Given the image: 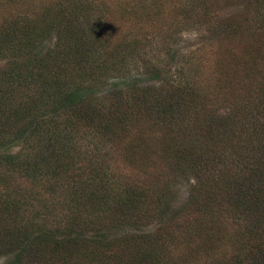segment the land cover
I'll use <instances>...</instances> for the list:
<instances>
[{
	"label": "rangeland",
	"instance_id": "obj_1",
	"mask_svg": "<svg viewBox=\"0 0 264 264\" xmlns=\"http://www.w3.org/2000/svg\"><path fill=\"white\" fill-rule=\"evenodd\" d=\"M57 26L71 27L68 52L57 53ZM32 27L0 56V221H20L32 245L0 228V264L22 248L20 264H136L142 253L144 264H264V0H0V32ZM24 69L47 89L27 88ZM177 88L189 95L177 111L138 98ZM67 94L76 107L54 108ZM197 118L206 125L188 128ZM48 128L57 150L81 147L72 164L87 191L74 199L67 169L47 167L68 176L48 179L38 139ZM107 192L136 201L120 229L122 211L79 212L87 196L106 205Z\"/></svg>",
	"mask_w": 264,
	"mask_h": 264
},
{
	"label": "trees",
	"instance_id": "obj_2",
	"mask_svg": "<svg viewBox=\"0 0 264 264\" xmlns=\"http://www.w3.org/2000/svg\"><path fill=\"white\" fill-rule=\"evenodd\" d=\"M30 26H32V25L30 24ZM57 27H60V28H58V30H59V35H58L59 36V43H58V47H57V53L58 54H60L61 52L64 53L65 50H66V52H68L70 49H65L64 44H67L68 37L71 36V34H72L71 27H65V26L64 27L63 26H57ZM27 30L28 31H26L25 33L22 30H19L21 32V34H19V33L14 34L15 31H12L11 28L10 29H4L3 32L1 31L0 32V56L2 55V53L7 51L6 48L15 47V44L11 43V42H15L16 46L18 48V47H20V45L22 43H25L29 40L27 38L26 34L31 37L32 35L39 33L35 30L34 27H32L31 29L27 28ZM83 32L84 31H82L81 33H83ZM17 38H20V43H17V41H16ZM60 42L62 44H60ZM76 48H77L75 50L77 52L76 57L79 58L80 56L83 55L84 47H82V48L76 47ZM170 68H172V67L170 66ZM154 72H149L152 74V76L149 77L150 80L153 78L161 79L162 80V81H160L161 83H164L168 80H177L180 82H183L185 80V78L183 80H179V78H178L179 75L176 74L175 71H172V73H170L169 75L165 73L166 75L164 77H159V76H161L160 75L161 72H157V71H154ZM16 73L18 74L17 75L18 78H20L21 80H23L25 82V86L27 88H29V86H34L31 83L40 84L38 82L37 78L35 76H32V74L27 73L25 69H24V71L23 70L16 71ZM0 76H3V75H0ZM26 76L29 78L28 80H26V78H27ZM186 78L187 79H186L185 85L190 83L189 76H187ZM1 80H3V77L1 78ZM34 87L39 89L40 92H43V89H47L46 87L41 86V84L39 86H34ZM179 90L180 89L177 88L174 90H169L164 94H161V93H159V91H161L159 89H157V92H155L153 90L147 91L146 89H144V90L140 91V94H139L140 96H138V98L142 99L144 101L150 100V102H156V103H151V104L147 103L146 107L149 111H151L150 106L153 105L157 109H159V107L162 108L161 112H163V113H167L170 111L173 112V111H177L178 108H180V107L182 108V106L188 104L189 95L186 97H182V94H180ZM171 91H172V93L169 96ZM46 92L47 91H45L44 93H46ZM48 93H50V92H48ZM193 94H195V93H193ZM159 99H161V101ZM66 102H69L71 104L69 106L70 109L74 106L76 107V105H74L73 97L70 98L69 94H67L65 96V98L61 97L58 100V102H54V108L59 109L60 106ZM45 103H46V101H44L42 104H40L38 106H42ZM25 106L28 109V106L27 105H25ZM198 120H199V118L195 119L194 121H193V119H191L188 128L198 129V128L203 127L207 123V121L204 119L203 125L202 124L195 125L194 123L197 122ZM106 123L108 126L111 125L110 121H108ZM39 126H43V125L39 124ZM205 129L213 132L208 126ZM50 130H52V133L47 134L45 137L38 138L40 140L39 148H40L42 154H44V157L46 158V162L48 163L46 168L49 167L51 169H55L58 171H61L63 169H67L66 171L69 173V178H70V182H71V183H66L68 188H69L68 196H70V198L72 197V199H74L75 196H80L85 191H87L85 188L82 189V187L80 186L81 183L76 181L75 177L78 178V176L80 174H77L78 172H74L75 170H74V167L72 164V152L74 151L75 147L78 149H81V147H77L76 146L77 144H72V147H69V149H66L67 146L66 147H60L61 145H59L60 148H59V150H57L56 147L59 143V139L55 136L53 129H51V128L46 129V131H50ZM177 137L178 136H175L173 138L177 139ZM54 145H56V147H53ZM51 152H53V153H51ZM186 155H188V154H186ZM42 157L43 156H38L37 160H39ZM183 159H184V157H182L181 160L179 161V163L176 165L177 169H179V170H182V168H183V165H182L183 162L181 163V161ZM18 161H19L18 162L19 165L22 162H25L24 158H21ZM36 161L33 158V160H31V162H33V163L29 162V165H32L33 170H36L37 168L40 169V166L37 164ZM62 162H64V163H62ZM188 168L190 171L194 169L193 173H194V176H196V178H198L200 176V174H198L195 171L196 166L193 167L192 164L188 163ZM16 169H19V167H14V168L12 167V173L13 174H14V172H16ZM47 170H48V168H47ZM48 172H49L48 173V175H49L48 179L51 181L50 183H52V184H58L60 180L68 178V176L64 175V174L50 172L49 170H48ZM40 174H41V171H40ZM31 176H32V182L33 183L38 182V178L36 177L35 172H32ZM112 184H113V181H112ZM7 185H12V183L7 184ZM88 190H93V191L97 192L96 189L92 186H89ZM110 190H111V188L109 189V191ZM205 191H206L205 188L197 187L196 189H192L190 191V196L192 199L200 198L201 194H203ZM106 197L110 200L108 203L104 202L106 205H103V203H102L103 201L99 198H95L93 200L92 199L90 200L88 196L83 198L81 201L82 204L80 206L79 212H82L83 214L89 215L91 212L90 209L94 210V212H96V213L100 210H105L104 212H110L112 214L120 213L119 211H122L123 213H120V214L124 215V223H121V222L113 223V228H118V229H120L123 225L128 223L127 217L130 219L131 215H134V216L136 215L138 209L136 210L137 204H136V201L134 198L130 199L129 202L127 203V200H125L124 196H122L121 194H118L116 196L111 197V194L109 192H107ZM115 201L119 204L118 205H109ZM240 201L243 203V199L240 198ZM256 202H258V205H260V202L258 200ZM119 208L129 209V212H126L125 209H119ZM1 216H3V215L1 214ZM7 217L10 218V215H8V216L4 215L3 218L1 217L2 219L0 221V228L3 230V235H7L8 234L7 232L9 230L10 231V238H11L10 239L11 243L10 242L9 243L13 245L14 243L18 242L17 240H19V242L21 240V242L23 243L22 245H24L28 249L29 248L28 246L32 245V243L25 242V241H28L30 236L27 235L24 227L19 226L18 223H20V221L16 222L15 220L8 219ZM86 217H83L82 219H85ZM41 234L45 235L46 233L44 231H42ZM12 236H14L16 239ZM76 245H77V248H79L80 250L81 249L83 250L85 248L82 244H76ZM31 250L34 251L35 249H31ZM9 251H11V250H9ZM82 252H84V250ZM22 253H25V250L23 248L21 250V253L19 252V253L14 254V256L11 258V262L9 264H20L18 262H20L22 260V256H23ZM122 253L126 254L125 249L123 250ZM145 254L146 253H142L141 255H138L134 259V262L136 264L138 262H142L141 264H144V262H145L144 255ZM114 264H123V262L119 260L117 263H114Z\"/></svg>",
	"mask_w": 264,
	"mask_h": 264
}]
</instances>
